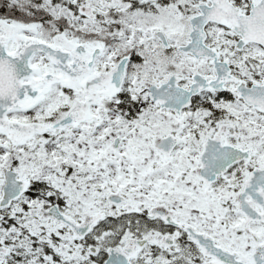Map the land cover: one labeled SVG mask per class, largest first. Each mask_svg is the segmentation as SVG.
I'll return each mask as SVG.
<instances>
[{
  "label": "snow or ice",
  "instance_id": "obj_1",
  "mask_svg": "<svg viewBox=\"0 0 264 264\" xmlns=\"http://www.w3.org/2000/svg\"><path fill=\"white\" fill-rule=\"evenodd\" d=\"M0 264H264V0H0Z\"/></svg>",
  "mask_w": 264,
  "mask_h": 264
}]
</instances>
